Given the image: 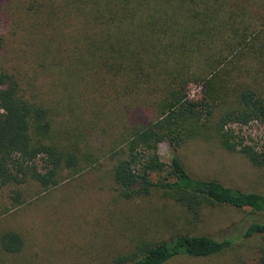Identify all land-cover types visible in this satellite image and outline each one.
I'll list each match as a JSON object with an SVG mask.
<instances>
[{"label": "trees", "instance_id": "1", "mask_svg": "<svg viewBox=\"0 0 264 264\" xmlns=\"http://www.w3.org/2000/svg\"><path fill=\"white\" fill-rule=\"evenodd\" d=\"M10 4L23 36L18 51L28 49L35 64L26 63L38 70L0 69V187L57 186L97 161L90 142L102 134L122 198L159 192L183 208L189 225L211 204L248 212L239 232L217 237L186 228L113 264H167L251 243L264 264V192L194 176L179 154L189 141H213L264 166V145L236 130L264 123V0ZM37 72L50 82L46 88L37 85ZM193 85L200 88L195 96ZM137 112L147 115L133 120ZM163 141L168 163L158 152ZM11 198L17 203L20 192ZM23 242L20 232H0L7 253H18Z\"/></svg>", "mask_w": 264, "mask_h": 264}, {"label": "rangeland", "instance_id": "2", "mask_svg": "<svg viewBox=\"0 0 264 264\" xmlns=\"http://www.w3.org/2000/svg\"><path fill=\"white\" fill-rule=\"evenodd\" d=\"M14 21L10 0H0V69L38 70L26 63L31 59L30 64H35L28 49L25 53L18 51L23 36ZM36 82L42 88L50 83H43L41 72H37ZM199 91L193 85L190 94L195 96ZM145 114L137 112L132 119ZM236 130L252 138L259 149L264 145V123L253 121ZM91 140L97 161L57 186L43 190L28 181L0 187V232H20L24 240L16 254L0 248V264H113L136 246L168 238L186 228L191 234L223 237L239 232L245 223L247 210L229 205H207L189 225L183 208L159 192L122 198L111 177L114 160L105 155L106 138L100 134ZM158 152L168 163L171 151L165 141L159 143ZM179 154L194 176L216 178L244 191L264 192V166L252 165L239 152L227 151L213 141L192 140L179 149ZM15 191L20 192V198L13 204L11 195ZM252 247L251 243L207 257H177L167 264H257Z\"/></svg>", "mask_w": 264, "mask_h": 264}]
</instances>
